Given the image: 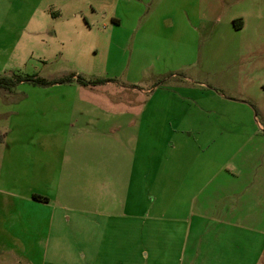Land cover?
Segmentation results:
<instances>
[{
	"label": "rangeland",
	"instance_id": "rangeland-1",
	"mask_svg": "<svg viewBox=\"0 0 264 264\" xmlns=\"http://www.w3.org/2000/svg\"><path fill=\"white\" fill-rule=\"evenodd\" d=\"M69 72L0 87V264H190L203 154L264 234V0H0V76Z\"/></svg>",
	"mask_w": 264,
	"mask_h": 264
},
{
	"label": "crops",
	"instance_id": "crops-1",
	"mask_svg": "<svg viewBox=\"0 0 264 264\" xmlns=\"http://www.w3.org/2000/svg\"><path fill=\"white\" fill-rule=\"evenodd\" d=\"M154 90H156V88L151 90V92ZM141 105L140 103L138 108H140ZM137 121H139L137 125L139 126L141 124L140 117H138ZM174 129L184 136L189 135L192 139H197V132L193 131L192 126L188 124L174 127ZM136 134L139 140V131H137ZM209 143L210 141L207 140L205 143L198 144V148L206 150V148L210 147ZM135 154V152L131 153L133 157ZM193 158V163L190 164L191 168L195 169L193 172L195 189L193 188L192 191L188 190L189 193L192 192L189 194L191 197L192 210L187 212L189 215L186 214L185 217L181 216V219L185 218L183 220L187 221L185 223L181 220V222L186 225L187 235L189 234L190 236V240L186 237L184 245H182L184 254L187 251L191 258L189 261L193 259L190 264H193V262H195L194 258L199 257L203 252L215 258L216 256L222 257L223 260L233 257L243 258L250 256L251 260H256L255 264H261L264 258V234L259 233L261 229H259L258 226L244 219L243 215L245 213L241 214V212L247 207L244 205L241 206L238 202L233 203L232 199H230V194H237L238 188H235L232 184L229 187H227V185H221V183L225 181L222 178H220L221 183L217 182L219 176L217 173L219 170L223 172L226 178H229L231 175L235 178L234 175H239L237 174L238 172L236 170L234 172L229 165L233 160L224 158L220 161L219 165V161L214 162L213 157L205 154L201 156L197 155L196 157L193 156ZM201 158L203 159L202 161ZM211 161L215 164L213 165ZM181 166H183V164ZM189 180L192 182L191 179ZM240 186L245 187L246 185L241 182ZM213 187L220 189L222 192V199L219 201L212 202V197L208 195L213 190ZM207 196H209L208 201L210 202L208 204L205 202ZM39 200L49 202L50 198L48 197V200ZM178 207L184 208V204L179 203L177 205V208ZM202 219L205 220V223Z\"/></svg>",
	"mask_w": 264,
	"mask_h": 264
},
{
	"label": "trees",
	"instance_id": "trees-1",
	"mask_svg": "<svg viewBox=\"0 0 264 264\" xmlns=\"http://www.w3.org/2000/svg\"><path fill=\"white\" fill-rule=\"evenodd\" d=\"M234 25L239 28L241 27L242 20L236 21L234 20ZM31 81L33 83H40V84H53V83H64V82H69V81H77L78 83L84 85V86H94L98 84L105 83L107 81H111L114 79L108 78V77H97L95 79L91 78H86L82 74H76L74 72H69L63 76H55L52 78H47V77H41L40 75H26L23 76L22 74L15 75L14 77L11 76H6V75H1L0 76V87L6 88L8 90L11 89V87L15 86L18 82L20 81ZM4 137L2 134H0V139ZM34 197L37 199H43V200H48L47 196H41L37 193L33 194Z\"/></svg>",
	"mask_w": 264,
	"mask_h": 264
}]
</instances>
